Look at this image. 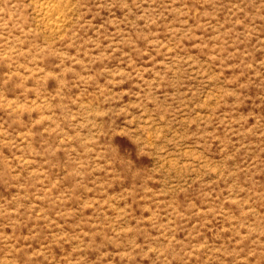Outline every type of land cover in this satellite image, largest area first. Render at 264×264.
<instances>
[{"label": "rangeland", "instance_id": "obj_1", "mask_svg": "<svg viewBox=\"0 0 264 264\" xmlns=\"http://www.w3.org/2000/svg\"><path fill=\"white\" fill-rule=\"evenodd\" d=\"M0 264H264V0H0Z\"/></svg>", "mask_w": 264, "mask_h": 264}, {"label": "bare ground", "instance_id": "obj_2", "mask_svg": "<svg viewBox=\"0 0 264 264\" xmlns=\"http://www.w3.org/2000/svg\"><path fill=\"white\" fill-rule=\"evenodd\" d=\"M43 4H44V3H43ZM54 11H55V10H54ZM59 11H60V9H59ZM46 13H47V12H46ZM57 13H58V12H57ZM59 15H60V14H59ZM59 15H58V16H59ZM62 20H63V19H62ZM55 22H56V21H55ZM55 22H54V23H55ZM56 24H57V22H56Z\"/></svg>", "mask_w": 264, "mask_h": 264}]
</instances>
